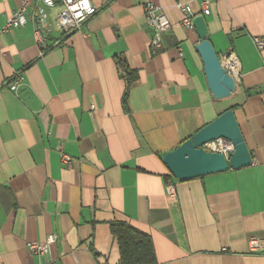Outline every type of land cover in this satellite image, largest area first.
<instances>
[{
	"label": "crops",
	"instance_id": "0c3cea01",
	"mask_svg": "<svg viewBox=\"0 0 264 264\" xmlns=\"http://www.w3.org/2000/svg\"><path fill=\"white\" fill-rule=\"evenodd\" d=\"M82 31L55 29L43 50L33 25L4 32L19 0H0V259L3 264H119L110 224L147 234L158 264H264L249 240H264V0H209L208 40L241 67L235 93L210 94L177 4L197 17L205 0H90ZM171 23L165 50L150 53L145 2ZM137 73L130 85L117 66ZM18 82L17 91L9 85ZM233 108L250 168L174 182L165 154ZM127 109V110H126ZM72 161L64 165L59 148ZM57 241L45 258L28 246Z\"/></svg>",
	"mask_w": 264,
	"mask_h": 264
},
{
	"label": "built area",
	"instance_id": "2783aa9c",
	"mask_svg": "<svg viewBox=\"0 0 264 264\" xmlns=\"http://www.w3.org/2000/svg\"><path fill=\"white\" fill-rule=\"evenodd\" d=\"M115 0H103L105 4H110ZM19 7L13 11L12 15L6 20L4 32H10L15 29L24 28L29 22L32 23L36 44L43 50L45 42L52 33L48 24L47 14L45 10L58 9L54 27L63 35H71L82 31L84 25L91 20L96 14L97 9L90 0H19ZM211 2L205 0L201 3V17L210 14ZM177 9L182 15L180 26L184 29L194 31L193 21L197 17L193 14L192 9L186 4H177ZM144 17L146 25L151 32L150 53L156 56L165 50L164 40L171 30V23L166 17L162 7L157 6L150 1L143 5ZM254 46L257 51L264 50V38H255ZM223 69L229 75L231 82L238 85L241 80V67L236 55L229 51L220 57ZM18 82L9 85V90L17 91ZM207 152L219 153L226 160L234 151V147L230 142L219 140L203 147ZM61 161L64 165H68L72 159L63 152L62 146L59 148ZM169 197L175 196L174 183H169L166 188ZM57 241L56 235H50L43 244H31L28 246L30 255L45 258L48 254L50 246ZM250 249L253 253L264 254V240L260 238H251L249 240ZM0 264H3L0 259ZM44 264H57L51 261H45Z\"/></svg>",
	"mask_w": 264,
	"mask_h": 264
},
{
	"label": "water",
	"instance_id": "95a60500",
	"mask_svg": "<svg viewBox=\"0 0 264 264\" xmlns=\"http://www.w3.org/2000/svg\"><path fill=\"white\" fill-rule=\"evenodd\" d=\"M193 24L200 40L195 51L202 62L208 90L214 100H227L234 95L235 85L223 69L219 55L208 40L205 18L198 16ZM219 140L230 142L234 147L228 160L219 153L207 152L203 148ZM163 163L175 180L185 182L225 173L228 170L250 168L253 165V158L234 112L227 110L174 151L165 154Z\"/></svg>",
	"mask_w": 264,
	"mask_h": 264
},
{
	"label": "trees",
	"instance_id": "16d2710c",
	"mask_svg": "<svg viewBox=\"0 0 264 264\" xmlns=\"http://www.w3.org/2000/svg\"><path fill=\"white\" fill-rule=\"evenodd\" d=\"M117 66L126 82L124 93V107L126 108L129 88L136 80L137 73L131 71L124 60L117 59ZM230 110L233 111V108ZM165 180L166 182L171 181L170 183L177 181L173 177ZM110 230L118 245L119 264H158L152 239L147 234L125 222L111 223Z\"/></svg>",
	"mask_w": 264,
	"mask_h": 264
}]
</instances>
